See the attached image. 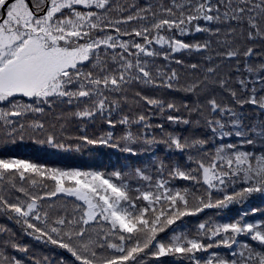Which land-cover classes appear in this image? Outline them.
I'll return each instance as SVG.
<instances>
[{
  "label": "snow or ice",
  "instance_id": "6c2138e0",
  "mask_svg": "<svg viewBox=\"0 0 264 264\" xmlns=\"http://www.w3.org/2000/svg\"><path fill=\"white\" fill-rule=\"evenodd\" d=\"M249 5L250 0H169L167 6L162 0H151L143 7L134 3L122 6L113 0H31V4L29 0H0V128L6 130L5 135L14 137L19 132L21 139L25 135L35 138L43 131L47 143L57 148H78L86 143L135 155L136 144L143 143L150 149L163 144L166 150L184 154L183 164L174 162L167 178L163 160L153 158L154 174L147 167H129L144 182L135 188V198L129 195L128 173L120 170L50 168L15 156L0 158V179L6 178L13 187L16 175L21 179L26 173L47 176L55 182L57 192L72 193L85 205L79 221L63 214L50 216L40 201L53 196L51 191L30 194L19 187L16 191L23 199H10L0 192V212L34 239L66 249L80 264H136L143 254L186 258L188 264H264V121L246 126L244 113L236 109L248 104L264 112V63L250 66L248 59L255 55L252 45L242 50L237 42L264 39V0ZM212 22L235 23L241 28L228 27L221 35L219 27L210 26ZM201 32L209 39L186 42L183 38ZM212 36L216 37L215 47ZM191 53L203 55L199 62L185 63L180 58ZM240 57L247 74L233 76L232 72L241 71ZM154 58L167 63L153 67ZM226 61L235 63L225 68ZM173 63L188 70L186 79L182 80ZM133 81L192 95L189 103L135 93L148 106L149 115L156 108L161 115L169 113L164 118L170 124L192 129L202 126L211 132L213 141L234 136L235 142L215 143L205 150L207 138L191 130L188 134L163 132L160 123L155 125L161 129L157 138L151 135L153 125L146 122L143 112L131 120L124 115L119 121L142 125L140 134L126 128L116 136L112 131L96 137L82 135L75 145L58 142L63 124L54 131L55 125L49 128L42 119L23 120L43 113L46 107L54 111L58 104H66L76 106V117L93 120L96 114L107 115L106 123L115 125L117 121L110 117L117 99L109 94L126 92ZM213 89L223 95L217 99ZM117 98L126 102L124 96ZM246 145L251 147L246 149ZM257 146L260 151L254 150ZM176 178L193 185L202 183L205 191L173 187ZM256 196L260 206L248 207L235 218L205 219L195 231L172 230L164 239L157 235L169 225L175 228L174 221L180 217L205 208L222 213L230 205H244ZM250 213H257L258 218L246 219ZM97 222L104 227L95 234L86 231L89 223ZM9 232L0 225V234ZM114 239L118 242L113 243ZM97 240H106L109 251ZM2 243L21 252L27 247L9 239ZM221 245L226 254L212 251ZM0 264L22 261L0 251ZM44 264L51 261L45 258ZM56 264H65L64 258Z\"/></svg>",
  "mask_w": 264,
  "mask_h": 264
},
{
  "label": "trees",
  "instance_id": "16d2710c",
  "mask_svg": "<svg viewBox=\"0 0 264 264\" xmlns=\"http://www.w3.org/2000/svg\"><path fill=\"white\" fill-rule=\"evenodd\" d=\"M151 2V0H113V3L121 4L122 6H126L129 3H134L138 7H143L144 3ZM162 2L167 6L169 0H162ZM256 3V0H250V5ZM81 10H83V6H81ZM114 17L115 13H111ZM204 23L203 21H200ZM211 27H219L221 35L224 34L225 30L228 27H234L238 31L241 28V25L235 23H220L216 24L214 22L210 23ZM123 28V25L121 26ZM244 32L247 31L246 21L243 24ZM125 38V37H122ZM179 38V37H178ZM186 42L189 41H203L205 39H209L208 35L205 33H189L184 35L183 37ZM213 41V46L215 47L216 37H211ZM241 43V48L243 50L247 45H252L255 55H252L248 59V64L250 66H255L260 63H264V39L256 38L253 40H243L237 41ZM103 51V50H101ZM203 55V53H191V54H182L180 56L181 59L185 61V63H190L192 61L199 62V56ZM239 67L240 73L232 72L231 75H246L244 72V58H239ZM167 62L162 58H154L152 60V66H162ZM235 61H226L225 68H228L230 65L234 64ZM172 67H176L177 70L182 75V80L187 78L188 70L184 67H181L176 64H172ZM196 73L193 72V75ZM264 74V73H262ZM237 87L236 85H233ZM217 93V99L223 93H220L218 90L213 89ZM141 93V95H151L156 98L164 99L165 101L169 99L177 100L182 102L183 100H188L189 103L192 101V95L189 93H183L179 91H174L172 89L166 88H155L151 85H146L142 83H137L133 81L131 84L127 86L126 92L122 89L119 94L111 93L109 94L111 98L117 99V108L112 110L111 119L116 120L117 123L115 125H108L106 123V119L109 117L106 115L101 117L96 114L93 120H85L74 115L76 106H68V105H57L55 110H50L47 107L44 112L37 115H27L23 117V120L27 122L30 119H42L49 128H52L56 131L59 129L60 125L63 124V128L59 130L58 142L65 143L67 145H75L80 143L77 137L82 135H89L90 137L99 136L101 132L112 131L113 135H120L127 128L132 131L134 134H140L143 131V126L136 124L135 122L130 123L129 125H124L119 123L121 118L124 115H128L131 120L134 115H138L141 112L147 117V123L153 125L150 129L151 135L160 138L161 137V129H157L155 125L160 123L162 125L163 132H183L188 134L191 131L201 138H207L208 142L205 145V150H210L214 147L215 143H229L235 142L236 138L234 136L225 137L220 140L213 141L211 139V132L208 131L204 127H196L192 129V126H180L170 124L164 117L169 113L165 112L163 115L159 114V109L153 108L152 114L149 115L148 106L145 102L138 100L135 96V93ZM124 96L126 102H122L117 96ZM27 99V98H24ZM204 97H201L203 100ZM227 100L228 97L225 96ZM229 103H232L231 100H228ZM236 109L242 113H244L243 120L246 126H250L251 122L255 121L259 123L260 121H264V112L259 111L251 105H237ZM183 111V110H182ZM175 114V113H173ZM59 117V118H58ZM195 118V117H193ZM81 125L84 126L83 130L81 129ZM5 129L0 128V158H8L10 156H15L17 159H26L34 164H42L46 167L50 168H80V169H91L98 170L103 173H110L115 170H120L122 173H128L126 179L129 181L130 192L129 195L132 197H137V193L135 192V188L138 185H142L144 182L140 180L139 177L132 175L129 172V167H147L148 171L155 173L154 161L160 162L163 160L165 165V178H167L166 174L169 170V167L174 162H180L183 164L184 154L180 152H176L173 150H166L163 144H157L153 148H149L143 143L136 144V154L132 155L127 152L121 151L119 148H111L105 147L103 145H89L86 143H80L78 148L74 147H66V148H57L53 145H49L45 139L43 131L37 132L35 134V138L30 135H25L23 139L20 138V133L17 132L16 135L8 136L5 135ZM43 141V142H41ZM251 146H245V148H249ZM255 151H260L259 146H257ZM186 167H191V165H185ZM30 180H35L36 183L30 184ZM13 181L15 187H13V183L9 182L6 178L0 179V192H3L4 195L9 196V198H13L15 196H19L21 199L24 198L23 194L16 191L19 187H24L30 194H38L42 191H51L53 196L42 198L40 203L44 208L49 209V215H61L63 214L65 217L72 219L75 221H79L83 208L85 207L84 202L80 201L78 197L75 195H70L67 193L57 192L55 190V182L51 180L50 177H39L35 174H25V177L21 179L18 175L13 176ZM67 186V185H65ZM173 187H187L192 192H203L205 191V187L202 183L199 185H193L190 181H187L183 178H176ZM260 197L256 196L255 198H250L244 205L234 204L230 205L224 212L218 213L215 208H205L200 212L188 215L185 217H180L176 221H174L175 228L173 225L167 226L163 232L158 233V237L164 239L166 236H170L172 234V230H189L195 231L196 226L201 220L209 219V220H227L231 218H235L236 215L239 214L240 211H246L248 207H259L260 206ZM137 203H140V200L137 199ZM258 218L257 213H250L246 219ZM0 225L5 226L10 230L9 233L0 234V251H6L9 256H15L17 259L22 261V264H34V261H40L41 264H44L45 258L51 261V264H56L60 257L64 258L65 264H80L79 261H76L75 258L66 250L59 247L56 244H52L50 242L40 241L34 239L32 236L28 235L24 232L23 227L20 224L14 222V220L8 219L7 214L0 212ZM104 227L103 225L97 222L96 224L89 223L86 226L87 232H98L100 228ZM102 235V233H101ZM5 239H9L10 241H14L21 246H27L26 249L21 252L17 249H13L10 245L5 248L2 241ZM240 239H245L249 243H255L251 241L249 237L241 236ZM104 243L105 251H109L107 249V241L97 240V243ZM118 242L117 240H113V243ZM207 242V241H205ZM212 251H219L221 254H226L225 248L223 245L217 246L212 249ZM136 264H188L187 259H179L174 258L172 256L165 255L163 257H150L146 254L138 255L136 260Z\"/></svg>",
  "mask_w": 264,
  "mask_h": 264
},
{
  "label": "rangeland",
  "instance_id": "374dc122",
  "mask_svg": "<svg viewBox=\"0 0 264 264\" xmlns=\"http://www.w3.org/2000/svg\"><path fill=\"white\" fill-rule=\"evenodd\" d=\"M67 194L74 195V194H72V193H67Z\"/></svg>",
  "mask_w": 264,
  "mask_h": 264
},
{
  "label": "water",
  "instance_id": "95a60500",
  "mask_svg": "<svg viewBox=\"0 0 264 264\" xmlns=\"http://www.w3.org/2000/svg\"><path fill=\"white\" fill-rule=\"evenodd\" d=\"M29 3L31 4V0H29Z\"/></svg>",
  "mask_w": 264,
  "mask_h": 264
}]
</instances>
